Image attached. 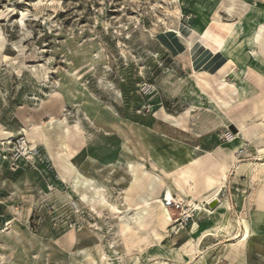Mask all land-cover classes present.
Segmentation results:
<instances>
[{
  "label": "rangeland",
  "instance_id": "rangeland-1",
  "mask_svg": "<svg viewBox=\"0 0 264 264\" xmlns=\"http://www.w3.org/2000/svg\"><path fill=\"white\" fill-rule=\"evenodd\" d=\"M241 23L264 0H0V264H264V29L243 80L203 43Z\"/></svg>",
  "mask_w": 264,
  "mask_h": 264
},
{
  "label": "bare ground",
  "instance_id": "bare-ground-1",
  "mask_svg": "<svg viewBox=\"0 0 264 264\" xmlns=\"http://www.w3.org/2000/svg\"><path fill=\"white\" fill-rule=\"evenodd\" d=\"M232 28L233 27H231V29ZM262 29H264V23H259L258 27L255 30L253 29L254 31L248 30L246 28V26L243 23H241L240 25H238V27L235 30H233L231 32V34L229 36L230 37L229 40L232 39V41H229V40L226 41V38H224L225 36L224 35H223L224 37L222 36V32H224V34L226 35L225 30H228V29L224 28L222 26V28L220 29V32H221L220 34L212 35L210 33L209 34V40H207V41L205 40L203 43H204L205 47H208V49H210L211 53H213V54L217 53V52L226 53V55L228 57V61H229V68H230L229 70H233V73L235 72L236 75L241 80H243L244 78H243L242 74L245 73V66H247V64L251 63V59L254 57V55H253L252 51L246 50L245 40H239V38H240L241 34H245V35L247 34V37H251L253 40H257V38L261 35ZM177 33L181 36V38H179V39H181V41L185 45V47L191 49V47H193L192 44L194 42L190 38V36L187 37L182 32H180V30H177ZM237 67H238V69H237ZM240 89L244 92L246 91V87L244 85H242L240 87ZM242 142H243V139L240 137H235L234 135H233V137H231V146H233V147H237ZM229 152H230V150H229ZM230 154H231V152H230ZM198 156H199V153L197 150H195V155H194L195 159L198 158ZM150 157H151V155H150ZM151 161H152L153 167H155V168L160 167V164L157 161H155L154 159H151ZM140 164L142 165L144 163H140ZM229 165H230L229 160H223L221 162L220 171L223 174V179L225 177H227L226 169L229 167ZM186 170H187L186 171L187 175L185 176V182L184 183H185V185H188V184H190L189 183L190 182L189 176H191L193 174L192 173L193 168H191V166H188ZM223 179L220 180V185L216 189L210 191V193H208V195H206V199L211 204V206H214L218 203L219 191L221 189V185L224 184ZM212 183H213V179L210 177L209 182H208V186H212ZM177 184L179 185V187L181 188V190L183 192H186L185 186H181V183L178 181H177ZM172 192L173 191H171L170 188L167 190V192H166L167 200H169L170 202L177 201V198L175 197L174 193H172ZM157 200H158L157 205L154 208L155 209V215L153 218L154 219L153 225L155 226V228L161 227L162 230H164V229L168 228L169 226H172L171 221L173 219V215H172L170 208L167 206V204L164 202L163 199L159 198ZM145 202H146V206H142L141 208H136L134 211V215L132 214L134 224L122 220V226H121L122 229L125 232H130L131 236H136L138 233L139 226H143V225L145 226L150 221L148 219V214H149L148 212H149V209L151 208L149 206L150 203L148 201H145ZM221 205H222L221 207L223 208L225 204L222 203ZM145 211L147 212V214ZM243 217H245V216L243 215ZM9 223H10V220L8 221V224ZM155 230H156L155 236L158 238V240H162L164 238L163 232H160L158 229H155ZM11 231L12 230H10L8 227L5 229H2L1 233L9 235L11 233ZM148 241H150V240L148 239ZM106 257H108V255L103 253L102 259L104 260ZM108 260H110V259H108ZM91 264H93V263H91Z\"/></svg>",
  "mask_w": 264,
  "mask_h": 264
},
{
  "label": "built area",
  "instance_id": "built-area-1",
  "mask_svg": "<svg viewBox=\"0 0 264 264\" xmlns=\"http://www.w3.org/2000/svg\"><path fill=\"white\" fill-rule=\"evenodd\" d=\"M25 143H23V142H21V141H17V143H15V145H18L20 148H22V149H24L23 148V145H24ZM26 144H25V148H26ZM25 150V149H24ZM169 204H175L174 202H169Z\"/></svg>",
  "mask_w": 264,
  "mask_h": 264
},
{
  "label": "crops",
  "instance_id": "crops-1",
  "mask_svg": "<svg viewBox=\"0 0 264 264\" xmlns=\"http://www.w3.org/2000/svg\"><path fill=\"white\" fill-rule=\"evenodd\" d=\"M103 255V254H102ZM89 258H91L92 260L94 259L91 255H89ZM101 259H102V256H101ZM103 260V259H102ZM94 263H95V260H94Z\"/></svg>",
  "mask_w": 264,
  "mask_h": 264
}]
</instances>
